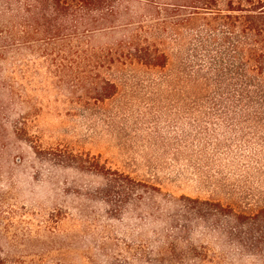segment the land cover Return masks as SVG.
<instances>
[{"label":"rangeland","instance_id":"obj_1","mask_svg":"<svg viewBox=\"0 0 264 264\" xmlns=\"http://www.w3.org/2000/svg\"><path fill=\"white\" fill-rule=\"evenodd\" d=\"M174 52L161 72L114 68L103 101L86 94L92 69L0 57V264H264L263 241L232 239L200 203L264 205V164L198 147L207 124L186 111Z\"/></svg>","mask_w":264,"mask_h":264},{"label":"trees","instance_id":"obj_2","mask_svg":"<svg viewBox=\"0 0 264 264\" xmlns=\"http://www.w3.org/2000/svg\"><path fill=\"white\" fill-rule=\"evenodd\" d=\"M97 36L106 40L97 44ZM33 48L54 53L58 61L49 63L59 70H94L86 94L102 101L117 92L114 68L161 72L169 66L167 50L175 49L172 79L185 81L186 111L207 124L200 137L191 135L198 147L234 146L264 164V0H0V57ZM99 69L110 73L101 76ZM200 203L234 225L232 239L264 242V205H248L246 214Z\"/></svg>","mask_w":264,"mask_h":264}]
</instances>
